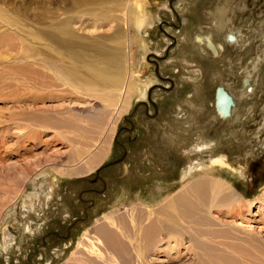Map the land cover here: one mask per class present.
I'll list each match as a JSON object with an SVG mask.
<instances>
[{"label":"rangeland","instance_id":"1","mask_svg":"<svg viewBox=\"0 0 264 264\" xmlns=\"http://www.w3.org/2000/svg\"><path fill=\"white\" fill-rule=\"evenodd\" d=\"M221 5L227 25L217 33ZM140 7L148 17L139 28ZM263 33L264 0H0V264H88L94 250L110 257L116 241L140 244L141 264H194L190 238L212 264H242V256L264 264V202L239 213L218 202L207 212L187 184L220 177L239 203L264 192ZM196 34L208 35L216 53L208 42L197 46ZM120 40L119 98L83 68L80 78L67 70L102 64ZM131 78L137 86L125 109ZM218 87L234 101L225 120L213 106ZM111 94L115 108L102 102ZM200 136L214 143L196 154ZM121 157L100 169L105 183L96 177ZM188 163L203 170L187 173ZM107 217H125L123 232Z\"/></svg>","mask_w":264,"mask_h":264},{"label":"bare ground","instance_id":"2","mask_svg":"<svg viewBox=\"0 0 264 264\" xmlns=\"http://www.w3.org/2000/svg\"><path fill=\"white\" fill-rule=\"evenodd\" d=\"M225 3H227V2H225ZM215 5V4H214ZM223 5V4H222ZM220 6L217 10H216V15H215V17H214V19L212 20V22H213V28H214V30L217 32V33H221L224 29H226V25H227V23H225V21L226 20H224V17H223V15H225L224 13H223V11H225V9H226V7L225 6ZM227 6V5H226ZM231 7V6H230ZM230 7H228V8H230ZM119 9V8H118ZM121 10H122V8H121ZM226 13V12H225ZM121 16H122V14H121ZM121 16H118L119 18H120V20H122V17ZM147 17H148V15L146 14V12H145V10L142 8V7H140L139 8V10H138V12H137V16H136V24H137V26L140 28V27H142L143 26V24L146 22V20H147ZM117 18V17H116ZM149 21V20H148ZM261 27V26H260ZM120 34H122V32H121V30L120 31H116L115 32V34L113 35V37L114 36H120ZM264 34V33H263ZM206 36L207 35H205V37L203 36V35H199V34H196L195 35V39L196 40H198V41H196V42H198L197 43V46L198 45H201L202 43H204V38H206ZM112 37V36H111ZM203 40V41H202ZM117 45H118V48H116V53H115V55L114 56H110V57H108L107 58V60L106 61H104L102 64H99L98 62H95V61H88V62H84L83 61V63H82V65L81 66H79V65H77V64H71V65H69L68 67H67V70L68 71H70L69 73L72 75V77H78V78H80V74H81V72H80V68H83L84 69V71H85V78L88 80H93V81H96V82H98V83H100V84H103L105 87L104 88H107V91L108 92H111V93H114V92H117V95H118V98H119V94H121V90L123 89V85H124V80H125V78H124V75H125V67L121 64L120 65V63H119V56L121 55V52H122V50H123V47H122V45H123V41L122 40H120V41H117ZM210 47H211V45H213V43L212 42H210L209 41V44H208ZM202 46V45H201ZM201 49H202V47H201ZM203 50V49H202ZM216 53V52H215ZM71 56L72 57H74V58H76V59H79L78 58V56L76 55V54H71ZM58 79H60L64 84L66 83V85L67 84H69V83H71L70 82V77L67 75V76H58L57 77ZM85 78H84V80H85ZM133 78V77H132ZM131 78V79H132ZM34 79V78H33ZM134 79V78H133ZM131 80V82L127 85V89L124 91V92H126V94L124 93V99H123V97H122V100L121 101H123V107L125 108L126 106H127V103H126V98H127V100L128 99H130V97L132 96V92H133V87L134 86H137L136 84L133 86L132 84H133V81H135V80ZM46 80V79H45ZM37 83H39V82H37ZM248 83V82H247ZM246 83V84H247ZM138 84V83H137ZM248 85H250V83L248 84ZM2 87H5V86H2ZM35 87V86H34ZM246 87H247V85H242V88H244L245 90V92L248 90H246ZM251 88V87H250ZM249 88V89H250ZM3 89V88H2ZM140 90V89H139ZM134 93V92H133ZM115 94V93H114ZM112 95L113 94H111V95H106V97L105 98H103V100H102V102L103 103H105L106 105H108V106H112V105H114V108H115V105H116V99H114V98H112ZM115 100V104H114V100ZM225 99H227L229 102H228V104H230L231 103V101H230V99H229V96L227 95V97H225ZM126 103V104H125ZM220 105V104H219ZM214 106V105H213ZM242 106V105H241ZM240 106V107H241ZM245 106V105H244ZM123 107H120L119 109L118 108H116L115 109V111H118L119 110V114L120 113H122V110H125ZM178 107V109L180 110V107L179 106H177ZM226 108L228 107V105H226L225 106ZM123 108V109H122ZM214 110H215V112H216V114L218 115V118L219 119H227L228 118V116H230L229 115V113H226L224 110H222L221 108H218V110L216 111V109H215V107H214ZM182 113V112H181ZM179 114H180V111H179ZM234 114H236L235 113V111H234ZM26 137V136H25ZM1 143V142H0ZM214 143V140H212V139H207V138H203V137H198L197 138V140L194 142V145L192 144V149H193V151L197 154V153H200L201 151H203V149L206 147V148H208L209 146H211L212 144ZM2 145V144H1ZM192 151V150H191ZM192 151V152H193ZM198 151H200V152H198ZM201 154V153H200ZM199 158V157H198ZM221 158V157H220ZM219 158V159H220ZM92 159H95V157L94 158H92ZM195 160H197L196 158H195ZM216 160V159H215ZM194 162V161H193ZM222 162V161H221ZM88 163V162H87ZM203 166L201 165V164H187V173H190V174H192V173H194V172H198L201 168H202ZM202 170H203V168H202ZM225 181H223V179H221L220 177L218 178V177H209V178H202V179H197V180H194V181H192V182H190V183H187L188 184V188L190 189V191H191V193L192 194H196L198 197L199 196H201V200H199V203L197 202L196 204H200V206H204V208L206 209V207L208 208L207 209V212H208V210H210L209 208L210 207H212L214 204H217L218 202L222 205V203L223 204H226V206H230V208H232V210L235 212H238L239 213V211H241L240 209L241 208H243L242 206L244 205V207L246 206L247 208H248V206H249V204H251V202H253L254 200H258L260 203L261 202H264V192L262 193V194H260L259 196H257V197H255L254 199H250V200H245L246 202L244 203V200H243V202L242 203H239V196H236L235 195V192L233 193L232 192V190H231V187H230V184L226 181V183H224ZM234 189V188H233ZM235 191V190H234ZM184 195V194H183ZM198 197H196V198H198ZM190 199V198H189ZM172 200H168L167 201V203H169V202H171ZM193 201V200H192ZM197 201V199L195 200V202ZM191 204V203H190ZM172 205V204H171ZM189 206V205H188ZM192 206V205H191ZM167 207V206H166ZM221 207H223V206H221ZM225 207V206H224ZM250 207V206H249ZM162 209H160V210H162L161 211V219L162 220H164L165 219V217H164V219H163V217H162V214L164 213V206L163 207H161ZM164 208V209H163ZM173 208V207H172ZM177 208V207H176ZM194 208V207H193ZM198 208H200V207H198ZM220 208V207H219ZM227 208V207H226ZM180 209V208H179ZM190 209V208H189ZM201 209V208H200ZM203 209V208H202ZM228 209L229 208H227V211H228ZM168 210V209H167ZM182 212H185V213H189V212H191V211H189L188 210V207H182V209H180ZM230 210V209H229ZM238 210V211H237ZM169 211V210H168ZM180 211V212H181ZM189 211V212H188ZM200 211V210H199ZM199 211L197 212L198 214H199ZM169 212H171V211H169ZM204 212H206V211H204ZM173 213V212H172ZM210 213V212H209ZM168 215H169V213H168ZM194 215V214H193ZM167 216V215H166ZM168 217V216H167ZM175 217V216H174ZM201 217V216H200ZM125 217H122V218H120V219H118L117 220V222L116 221H114V220H112V219H110V218H106L105 220L106 221H108V223H109V227L110 228H112V226H113V228L112 229H114L116 232H118V233H122L123 232V230H122V228L121 227H119V225H118V222H123L124 221V223L123 224H125V219H124ZM209 218V217H208ZM182 219V218H181ZM191 219V218H190ZM203 219V218H202ZM201 219V220H202ZM216 219V218H215ZM215 219L213 220L212 219V217H211V219H210V223H211V225L215 222ZM169 220H170V218H169ZM199 221V220H198ZM133 221L131 220V223H132ZM181 222V221H180ZM208 222V221H207ZM213 222V223H212ZM131 223H130V225H131ZM170 223H173V222H170ZM168 221H167V223H166V225L167 226H170L171 224H170ZM196 224H194V225H197V226H199V225H205L204 224V222H202V221H199V222H195ZM216 223V222H215ZM175 225H178L179 227L181 226V224L180 223H178V224H175ZM101 227L102 226H100L99 228L101 229ZM163 227V229L164 228H166V227H164V226H162ZM161 227V228H162ZM181 227H184V226H181ZM202 227V226H201ZM172 228V227H171ZM174 228V227H173ZM211 228V227H210ZM99 229V230H100ZM169 229V228H168ZM198 229H199V227H198ZM203 229V228H202ZM201 229V230H202ZM162 230V229H161ZM173 230V229H172ZM171 230V231H172ZM181 229H179V231H180ZM186 231H188V232H190L191 231V225L189 224L188 226H187V229H185ZM200 230V229H199ZM101 231V230H100ZM104 231V230H103ZM170 231V230H169ZM171 231H170V234H171ZM175 231V230H174ZM193 231V230H192ZM155 232L154 231H150V233H149V237L150 238H152V234H154ZM176 233H178L177 231H176ZM182 233H183V235L184 234H186V232L183 230L182 231ZM182 233H180L181 235H182ZM208 233V232H207ZM173 234V233H172ZM179 234V235H180ZM188 234V233H187ZM190 234V233H189ZM192 235V234H191ZM200 235V234H199ZM206 235V234H205ZM177 236V235H176ZM185 236V235H184ZM184 236H183V238H184ZM201 236H202V234H201ZM222 236V235H221ZM178 237V236H177ZM191 237V236H190ZM202 237H205V236H202ZM7 238H9V236H7ZM182 238V237H181ZM201 238V237H200ZM206 238V237H205ZM167 239V238H166ZM177 240H179V237L178 238H176ZM175 239V240H176ZM131 240V239H130ZM151 240V239H150ZM149 240V241H150ZM181 240V239H180ZM193 240H195V239H193ZM250 239H248V242H249V244H250V241H249ZM153 240H151V242H152ZM189 242H190V245H189V247H185V249H188V250H193L192 252V254H193V257H194V260H193V263L195 264H212L211 262H212V259L208 256V254H207V251H205V249H203V250H198V248H197V245L195 246V244H194V242H192V240H191V238H190V240H189ZM180 243V242H179ZM259 243H262V241L261 242H259ZM258 243V244H259ZM246 245H247V242H246ZM253 244H251V246H252ZM264 244H262L261 246H260V244H259V246L262 248V246H263ZM154 246V245H153ZM201 247V246H200ZM217 247V246H216ZM264 247V246H263ZM134 250V254H132V252H131V250L132 249ZM202 248H203V246H202ZM201 248V249H202ZM206 248V247H205ZM254 248V247H253ZM253 248H251V249H253ZM259 248V247H258ZM257 248V250H259ZM235 249V248H234ZM255 249H256V247L254 248V251H255ZM112 252L110 253L111 255H110V257H108V258H103V256H102V254L101 253H98L97 252V250H92L93 252H94V255H96V257L94 258V260L92 261V263H88V264H141L142 262V247H141V245L140 244H135V245H131L128 241L127 242H123V241H116V244H115V246H113V249H110ZM158 250H160V248H158ZM220 252H225V251H223L224 249H222L221 248V250L220 249H218ZM241 250V249H240ZM262 250H264V249H262ZM187 251V250H186ZM253 251V250H252ZM179 252V251H178ZM188 252V251H187ZM191 252V251H190ZM235 252H236V250H235ZM240 255H241V253H240V251L238 252ZM254 253V252H253ZM263 253V252H262ZM264 254V253H263ZM263 254H260V255H262L261 257L262 258H264L263 257ZM259 255V256H260ZM135 256V257H134ZM242 256V255H241ZM249 256V255H248ZM257 256V255H256ZM240 257V256H239ZM250 257H254L255 259H256V257H255V255L254 256H252L251 254H250ZM92 258V257H91ZM135 258H137L135 261H134V259ZM143 259H144V257H143ZM195 259H196V261H195ZM241 259V258H240ZM244 259V260H243ZM75 259L72 257L70 260H69V262L67 263V264H76V262L74 263L73 261H74ZM90 260V259H89ZM238 260V259H237ZM242 260H243V263H245V264H248V263H250L251 261L246 257V256H242ZM258 260V259H257ZM87 261V260H86ZM239 261H241V260H239ZM256 261V260H255ZM89 262V261H88ZM144 262H145V259H144ZM220 262V261H219ZM258 262V261H257ZM85 264L87 263V262H84ZM149 263V262H148ZM191 263V262H190ZM242 263V264H243ZM146 264V263H145ZM213 264H215V263H213ZM240 264H241V262H240ZM250 264H254V262L252 263H250ZM257 264V263H256ZM259 264H260V260H259Z\"/></svg>","mask_w":264,"mask_h":264},{"label":"flooded vegetation","instance_id":"3","mask_svg":"<svg viewBox=\"0 0 264 264\" xmlns=\"http://www.w3.org/2000/svg\"><path fill=\"white\" fill-rule=\"evenodd\" d=\"M208 36V35H207ZM206 36V38H205V41H204V43L205 42H208V44H209V41H211L212 42V40L210 39V38H208ZM224 38H225V40H227V41H232V40H234L235 39V36L233 35V34H225L224 35ZM194 40L195 41H198V40H196L195 38H194ZM204 40V39H203ZM202 40V41H203ZM199 42V41H198ZM213 43V42H212ZM214 44V43H213ZM243 81V83H242V85H247V87H246V90H247V88L249 87L250 88V85H248L250 82H249V78L247 77H244V79L242 80ZM248 82V83H247ZM247 83V84H246ZM251 89V88H250ZM216 96H215V103H214V107H215V109H216V111L218 110V108H221L222 110H224L226 113H229L230 111H229V109H230V106H229V104H228V100L227 99H225V97H227V93L224 91V89L223 88H221V87H218V88H216ZM220 104V105H219ZM226 105H228V107L226 108L225 106ZM180 114H179V111L177 112V114H176V116H179ZM230 115V114H229ZM219 119V118H218ZM221 120H224V119H221ZM100 172V171H99ZM122 172H123V174L124 175H127L128 173H129V166H128V164L127 163H125V162H123L122 163ZM123 189V188H122Z\"/></svg>","mask_w":264,"mask_h":264},{"label":"water","instance_id":"4","mask_svg":"<svg viewBox=\"0 0 264 264\" xmlns=\"http://www.w3.org/2000/svg\"><path fill=\"white\" fill-rule=\"evenodd\" d=\"M211 48H212V50H213L214 52H216V48H215L214 45H211ZM228 95H229V94H228ZM229 96H230V95H229ZM147 99H148L149 101H152V99H151V97H150V91H149V90L147 91ZM230 99H231V101L233 100L231 96H230ZM141 104H143V105L146 106V105H147V102L142 101ZM232 104H234V101L231 103V105H232ZM122 147H123L124 154H125V151H126V150H125V147H124L123 145H122ZM122 158H123V157H121V158H119V159H117V160H114V161H111V162H108V163L102 165L100 168H98V169L96 170V177H97L98 179L102 180L103 183H105V181L103 180V178L99 175V171H100V169H101V168H104V167H106V166L112 165V164H114V163H117V162H119L120 160H122ZM70 227H71V224L67 227V229H66V233H69V229H70Z\"/></svg>","mask_w":264,"mask_h":264},{"label":"crops","instance_id":"5","mask_svg":"<svg viewBox=\"0 0 264 264\" xmlns=\"http://www.w3.org/2000/svg\"><path fill=\"white\" fill-rule=\"evenodd\" d=\"M128 164V163H127ZM188 164H191V163H188ZM192 164H194V163H192Z\"/></svg>","mask_w":264,"mask_h":264}]
</instances>
